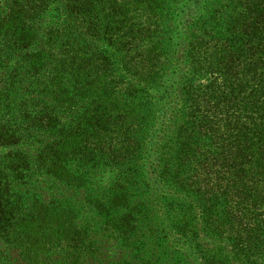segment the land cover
Listing matches in <instances>:
<instances>
[{
  "label": "trees",
  "instance_id": "obj_1",
  "mask_svg": "<svg viewBox=\"0 0 264 264\" xmlns=\"http://www.w3.org/2000/svg\"><path fill=\"white\" fill-rule=\"evenodd\" d=\"M0 264H264V0H0Z\"/></svg>",
  "mask_w": 264,
  "mask_h": 264
}]
</instances>
